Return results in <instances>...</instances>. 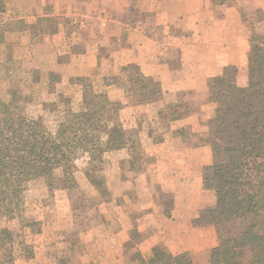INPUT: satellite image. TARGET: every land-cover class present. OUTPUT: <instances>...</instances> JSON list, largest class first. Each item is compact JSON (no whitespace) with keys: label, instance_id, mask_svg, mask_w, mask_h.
<instances>
[{"label":"crops","instance_id":"crops-1","mask_svg":"<svg viewBox=\"0 0 264 264\" xmlns=\"http://www.w3.org/2000/svg\"><path fill=\"white\" fill-rule=\"evenodd\" d=\"M4 2L25 15L20 19L47 17L65 25L73 51H56L58 40L50 37L37 45V49L55 50L39 60L49 61L52 71L60 73L59 67H63V73L70 75L82 69L93 70L96 54L111 47L115 52L112 57H123L126 65L142 67L161 82L165 94L161 102L137 105L129 90L128 75H119L123 84L117 85L111 99L123 104L120 120L124 129L131 133L136 128L139 138L136 151L130 144L120 150L118 163L123 173L134 174L124 180L115 169L107 171L99 191L101 197L112 193L115 198L111 204L99 201V221L94 226L74 222L71 237L66 240L74 258L67 264H132L154 248L182 245L189 233L213 232L193 226L205 206L193 205L186 194L202 188L201 173L198 164L194 169L179 159L177 146L181 151L191 148L199 139L194 134L199 125L209 120L212 104L208 77L220 66H239L246 60L252 30L242 19L244 1L233 0L225 7H217L212 0ZM107 36L111 45L106 44ZM71 78L67 80L70 87ZM178 95L183 99L177 100ZM177 110L184 113L179 120L173 118ZM187 129L191 131L187 133ZM203 134L206 141L207 132ZM194 146L199 148V144ZM147 147L154 154L150 164L144 157ZM210 237L207 244L212 248L216 237Z\"/></svg>","mask_w":264,"mask_h":264},{"label":"trees","instance_id":"trees-1","mask_svg":"<svg viewBox=\"0 0 264 264\" xmlns=\"http://www.w3.org/2000/svg\"><path fill=\"white\" fill-rule=\"evenodd\" d=\"M212 1L225 7L233 0ZM246 61L244 76L238 66L225 65L208 77L214 108L207 122L212 162L202 169V187L211 201L193 226L215 232L209 264H245L246 255L250 264H264V31L255 25ZM125 72L137 105L164 100L161 82L139 65H128ZM25 107L18 90L0 106V210L13 213L32 183L51 191L79 190L82 157L87 159L82 172L88 183L98 189L105 184L98 164L127 145L119 125L120 102L87 83L79 104L65 102L57 108L53 127L42 117L29 116ZM138 261L194 264L192 253L173 254L166 248H154Z\"/></svg>","mask_w":264,"mask_h":264},{"label":"rangeland","instance_id":"rangeland-1","mask_svg":"<svg viewBox=\"0 0 264 264\" xmlns=\"http://www.w3.org/2000/svg\"><path fill=\"white\" fill-rule=\"evenodd\" d=\"M243 1V21L251 27V30L255 25L260 31H264V9L262 8L264 0ZM26 5L27 3L25 7ZM15 9L14 5L10 4L7 7L4 0H0V106L10 100L14 90H18L24 97L26 113L33 118L42 117L49 126L53 127L57 122V108L65 102L79 104L87 83H91L96 92L106 93L110 97L116 91L117 85L123 84V78L119 75L126 74L125 68L128 65L124 62L125 58L112 57L115 52L113 53L111 47L101 49L96 54L97 66L93 70L82 69L70 75L63 73L65 71L63 67H59L60 73L52 71L53 67L49 61L39 60L43 54L50 51L55 53V50L37 49V45L50 37L58 40L59 47L56 51L61 53L73 51L68 41L71 34H67L65 25L61 21L58 22V19L47 17L20 19L25 15ZM107 41L106 44L111 45L109 36ZM238 68L242 76L246 75L247 61L244 60ZM71 76L73 78H71L70 87L67 80ZM128 96L133 102L130 94ZM176 99L183 98L178 95ZM213 109V106L208 109L209 115ZM183 115L184 113L177 110L173 118L179 120V117ZM119 121V125L123 127V123ZM198 129L199 131L197 130L194 134H198L196 136H199V139L193 141V146L182 151L178 150L177 146V153L185 165L196 169L195 165L198 164L197 169L202 179V169L212 162V155L208 143L207 124L203 126L201 123ZM185 130L182 132L184 133ZM187 130V133L191 131V129ZM124 131L127 144L136 151L139 131L136 128L131 130V133L127 129ZM203 132H207L206 141L203 139L205 138ZM163 138L166 139V137ZM194 144H199V148ZM119 153L120 150L107 153L103 161L98 164L105 178L107 171L110 172L112 169H115V174L117 172V175L124 180L134 174L133 171L129 174L121 171L122 168L118 163ZM196 154L199 155L198 161H196L198 156L194 157ZM144 157L148 161L147 164L153 163L154 154L150 147H147ZM165 159L168 160V157ZM80 162L83 170L86 167V157H82ZM164 164L167 165L168 162L165 161ZM82 170L79 177L83 187L76 192L51 191L41 183H32L28 185L24 193L23 204L13 209V213H8L4 209L0 210V233L7 231L5 235L0 236V264H67L73 260L74 251L66 240L71 237V227L74 222L82 226L86 223L94 226L99 221L97 219L101 210L99 201L102 202L104 199L111 204L115 198L111 195L112 193L107 194V197H101L99 189L88 183ZM193 190L190 194H186L188 201L192 200L193 205L202 207L211 201V196L207 195L203 187L200 190ZM100 233L104 232L100 231ZM210 236H215V232L189 233L183 237L182 245L168 251L173 254L188 251L194 253L195 264H209L211 243L207 244V240ZM249 261L250 256L246 255L245 264H250ZM132 264H139V261L135 260Z\"/></svg>","mask_w":264,"mask_h":264}]
</instances>
